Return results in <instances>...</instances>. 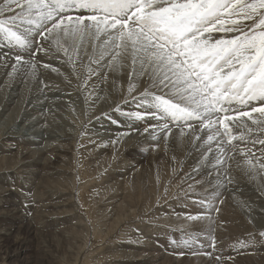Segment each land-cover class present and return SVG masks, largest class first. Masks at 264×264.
<instances>
[{
  "label": "rangeland",
  "instance_id": "obj_1",
  "mask_svg": "<svg viewBox=\"0 0 264 264\" xmlns=\"http://www.w3.org/2000/svg\"><path fill=\"white\" fill-rule=\"evenodd\" d=\"M243 23L251 24V21H243ZM236 34L214 33L213 35L231 37ZM3 44L4 41L0 39V47L3 50L0 69L7 67L9 63L11 65L16 56L15 50H10ZM43 46L46 49L49 46L50 52L41 50V53L38 51L39 55L23 52L22 64H17L15 60V65L20 66L18 69L20 72L16 71V73L20 75L23 70L32 65L36 72L46 71L49 79H51L50 76L53 77L51 80H54V83L47 82L53 87L57 85L56 81L60 82L63 79V76L59 79L60 75L69 73L67 81L72 85L63 81L60 83L63 88L61 89L59 87L61 85L58 84L57 89L60 88L59 90L64 93L66 91V94L75 101L72 100L69 104V116H64L63 110L58 113L63 118L57 123L59 125H57L56 133L69 138L70 145L65 148L68 151L62 153L64 159L54 162V165L58 167L57 171L54 170L55 180L46 181V175L40 171L37 174L32 172L22 174L18 169L19 171L15 172L17 174L10 173L6 181H2L4 174L0 172L2 186H0V211L11 210L15 205H19L23 198L33 194H37L38 196L35 195V197H40L45 204H48V207L33 209L22 223L8 225L10 236L0 241V264H264V235H261L264 233L263 216L262 221L252 222L246 214V206L242 205V201L240 206L236 202L237 208H233L222 199L211 204V200H216V197L209 195V190L203 187L201 176H199L200 171L185 167L183 164L188 153L183 151L176 159L167 153V150L162 154L141 153L134 149L137 147L135 145L138 139L129 138L126 133L125 139L123 133H116L120 134L118 138L121 137L122 141L121 138H117V135L115 136L114 132L107 130V124L109 126L113 124L105 121L116 123V119L123 121L124 118L131 119L129 121L136 119L141 121L143 118L148 120L151 117V115H141L142 117L138 118L135 115L136 112L140 114L149 112L144 104H137L142 97L133 96L136 93L132 85L137 84L114 81L119 82V84L113 82L114 86L111 78L106 79L110 76L104 71L105 69L100 68L104 71L102 72L97 70V66L94 67L97 60L94 56L96 51L94 47H92L91 56L88 54V59L85 58L84 61L81 49L78 52L69 49L66 55L62 49H57L55 44L44 43ZM50 57H53L52 61ZM3 58L4 61H1ZM42 61L48 67L42 65ZM49 64L57 69L53 70ZM90 65L99 75L95 71L91 74ZM21 67L23 68L20 69ZM17 74L11 79L7 74L5 77L1 76L4 79L1 83L7 89V93H9L8 86L11 87L12 84V87L14 86V78H17ZM69 75H72L74 79L71 78V80ZM92 75L102 78L100 77L99 81L97 79L98 83L95 84L96 77L93 78ZM68 77L66 75V78ZM101 79L105 80V85L107 80L111 81L107 82L112 86L111 89L109 88L111 91L108 90L110 84L106 85L107 90L104 84L100 85ZM31 83L35 86L33 81ZM130 85L133 89L131 94L129 93ZM138 85L136 88L142 86L141 83ZM98 86L101 87L96 89ZM54 88L56 89V86ZM29 89L32 90V86ZM104 90L110 92L109 98L107 97L109 93L105 94ZM115 93L119 98L112 96ZM28 94L31 95L30 92ZM106 101L109 104H112V101V105L115 106L111 105L112 109H108L110 106ZM102 102H105V105L107 103L108 108L103 105L107 111L103 110L104 107L100 109L102 105L99 104ZM124 114L128 115V118ZM130 114H134L133 117ZM252 115L258 117L259 114L252 113ZM134 117L135 119L132 120ZM240 119L245 120L247 125L240 126L241 133H248L249 137L254 139H264L263 136L255 135L258 132L264 134V128L252 125L247 117ZM249 127L253 131H249ZM2 130L5 129L0 130V143H4V140L2 141L4 136L1 137L4 133ZM104 132L106 133L103 135ZM147 132L150 134L152 130ZM105 135L111 137L107 136L108 139L104 137ZM119 140H121L120 143H118ZM151 145L152 142L146 141L142 148L145 149L146 146ZM240 146L232 150V155L241 159L240 164L249 165L248 161H251L252 167L250 165L248 167L253 170L249 172V168H246V171L240 172L239 176L244 180L247 179L246 181L249 180V183L252 182L251 186L256 187L255 189L264 197V167H261L264 164V145L254 142L252 146ZM241 152L244 154L241 155ZM24 167L26 164L20 168ZM254 167L259 168L258 172ZM40 168L43 170L42 166ZM254 172L257 177H254ZM250 173L253 174L250 175ZM7 188L14 189L17 193L14 195L1 193ZM46 215H50L48 219L45 218ZM238 216H240L239 220ZM50 218L53 220L51 223L40 226V223ZM55 227H58V231ZM146 231L150 233L147 234Z\"/></svg>",
  "mask_w": 264,
  "mask_h": 264
},
{
  "label": "snow or ice",
  "instance_id": "obj_2",
  "mask_svg": "<svg viewBox=\"0 0 264 264\" xmlns=\"http://www.w3.org/2000/svg\"><path fill=\"white\" fill-rule=\"evenodd\" d=\"M0 39L17 64L25 51H48L44 43L67 55L92 40L110 64L130 55V78L148 77L137 103L154 109L143 115L163 121L165 138L170 123L183 134L195 120L215 128L226 153L224 138L236 139L231 125L247 126L241 117L264 128V0H0Z\"/></svg>",
  "mask_w": 264,
  "mask_h": 264
},
{
  "label": "bare ground",
  "instance_id": "obj_3",
  "mask_svg": "<svg viewBox=\"0 0 264 264\" xmlns=\"http://www.w3.org/2000/svg\"><path fill=\"white\" fill-rule=\"evenodd\" d=\"M93 42L94 41H92V40H85L83 46L81 47L82 58H84V61H85V58L89 57L88 54H90L92 51ZM46 47H47V45H46ZM48 50H49V46H48ZM95 50L96 51L94 53L95 54L94 56L98 60L99 64H96L98 62H97V60L96 61L94 60L96 62L94 64V67L97 66L96 68L98 71L102 70L100 68H103V70L105 69L104 71H106L108 76H110V77H106V79L111 78L112 83L114 81H119V82L123 81L124 84L126 81H128V82H131L132 84H137V85L139 83H141L142 86L140 85L139 88H136L137 85H132L135 87L134 93H136L133 96L140 95V93H142L143 90L146 87H148L147 75H144V76L134 75L133 77L130 78L129 74L133 71V66H132V62H131L132 58L130 55L118 57L114 62H112L110 64L109 61L111 60V57L107 53H105L104 57L102 58L99 55V51L97 49H95ZM2 52H3V50H1V47H0V58L2 57ZM47 52H50V51H47ZM40 53H41V51H40ZM35 55H39L38 52ZM45 55H46V53H45ZM3 56H4V54H3ZM40 56H42V55H40ZM40 56H38V57L40 58ZM83 56H85V57H83ZM90 56H91V54H90ZM92 56H93V53H92ZM48 57L49 56H47V58ZM39 58H38V60H39ZM42 58L44 59L43 56H42ZM50 59L52 61L53 57L52 58L50 57ZM15 60H12L11 65L7 60L9 65L7 64V67L0 69V72H1V75H0V130L5 129V130H2V133H3V131H4V133L1 136V137L4 136V138H2V141L4 140V143H0V172L2 174H4V176L1 175L3 177L2 181H6V178H8L9 174L15 173L16 170H18V169H20V173H22V174H27L30 172L37 174L40 171V172H42V174L46 175V177H47L45 179L46 181H49L52 179L55 180L56 178L54 177L55 176L54 170H56L58 167H56L54 165L55 164L54 162L56 160H63L64 159V155H62V153L68 151V149L66 150L65 148H67L70 145V143H68L69 138L64 137L62 134L59 135L58 133H56V130L58 129L57 125H59L57 123L59 120L61 121L63 118L58 113L60 112V110H63L64 116H67V115L69 116V114H68L69 104L71 103L72 100L75 101V99H73L72 97H69L66 94V91H65V93H64V91H60L63 88L62 84H60L61 82L66 81V82H68V84L72 85L71 82L67 81L69 79V77H68L69 73L64 74L65 76L60 75L59 79H61V77L63 76L64 80L61 79L62 81L60 80V82L56 81L57 85L53 84L54 87L56 86V89H55L52 86V84H51L52 87L49 86L51 81L52 82L54 81V80H51L53 77L50 76L51 79H49V77H47L48 74L45 73L46 71H41V70H39V68H38L39 71L36 72V70L32 67V65L28 66V68H26V70H23L20 75L17 74L16 71L20 72L18 70L20 66L15 65ZM1 61H4V58ZM43 61H42V63H43L42 65L45 66L46 63H44ZM89 63H90V61H89ZM54 65L56 66V64H54ZM2 66H3V64H2ZM13 66H15V71L13 70ZM39 67H42V66H39ZM51 67L53 68V66H51ZM90 67H91V65H90ZM136 67H139V65H137ZM22 68L23 67H21L20 69H22ZM55 68H53V70ZM60 68H62V67H60ZM64 68L65 67H63L62 69H64ZM96 68H93V69H96ZM43 70H45V69H43ZM59 70L62 71L61 69H59ZM91 70H92V67H91ZM103 70H102V72H104ZM60 71H59V73H60ZM94 71H95V73L98 74V72H96V70H94ZM94 71L93 70L90 71L91 74ZM51 72H54V71H51ZM67 72H68V69H67ZM6 74H7V76H10V79L12 78V76H16V74L18 75L16 79L13 77L15 80V84L13 87H12L13 84L11 85V82H10V85L12 88L8 86L9 93H7V89L5 87H3V84H2L4 79L1 76L3 75L5 77ZM102 74H104V73H102ZM50 75H51V73H50ZM66 75L68 78H66ZM53 76H55V75H53ZM73 76H74V74H73ZM97 76L92 75L93 78L96 77L95 78L96 81H97V79L99 81V78L101 76L99 78H97ZM65 78H66V80H65ZM71 78L74 79V77H72V75L70 76V79ZM54 79H56V78L54 77ZM57 79H58V76H57ZM31 81L34 82L35 86L32 85L33 83H31ZM98 81L95 82V84L98 83ZM100 81H102V79ZM104 81L100 82L101 84L100 83L99 84L100 85L104 84ZM6 82H8V81H6ZM47 82H49V84ZM107 82H111V81L107 80ZM107 82H106V85H109L110 83L107 84ZM119 82H116V83L119 84ZM58 84L61 85V86H59V87H61V89L58 87L60 90L57 89ZM115 84H114V86H115ZM73 85H75V84H73ZM106 85L104 84V86L107 90ZM31 86H32V90L29 89V88H31ZM100 87L101 86H98V88L96 87V89H99ZM111 87L112 86L110 84V87L108 86V90H109V88L111 89ZM114 88L115 87H113V89ZM119 88H120V86H119ZM103 89H104V87H103ZM121 89H122V87H121ZM68 90H70V89L68 88ZM106 90H104V92H105V94L109 93V94H107V97L109 98L110 96H108V95H111L109 92L111 90H109L108 92H106ZM123 91L126 92L125 90H123ZM123 91H121V93ZM29 92L31 93V95L28 94ZM97 92H99V91H97ZM69 93H71V92H69ZM72 93H74V92H72ZM115 94L112 96L118 97L117 94L116 95ZM74 96H75V94H74ZM123 96H124V93H123ZM103 97H104V95H103ZM100 98H102V97H100ZM68 99H70V100H68ZM77 99L78 98H76V100ZM136 99H137V97H136ZM100 100L102 101V99H100ZM107 100H109V99H107ZM113 101H115V100H113ZM106 102L108 103V101H106ZM119 102H121V101H119ZM104 103L105 102H102L101 104H99V105H102L101 107L98 105L100 107V109L102 107H104L103 106V105H105ZM107 103H106V105H107ZM111 103L113 104L112 101H111ZM112 104L108 105V106H110V108H108L106 105L105 106L111 110L112 106H113ZM114 104H115V102H114ZM74 105H75V103H74ZM144 105H145L147 110L154 111V109L149 108L148 104L145 103ZM139 107H141V106H139ZM133 108H135V107H133ZM97 110H99V109H97ZM103 110L105 111L106 108L104 107ZM99 111H98V115H100ZM137 111H138V109H137ZM142 111H143V108H142ZM129 113H131V111H129ZM143 113H142V115H143ZM124 115L126 116V114H124ZM130 115H132V114H130ZM130 115H129V117H131ZM133 115H132V117H133ZM126 117L128 118V115ZM135 117L132 118V120L135 119ZM112 118H114V117H112ZM112 118L110 120H112ZM116 118H118V117L116 116ZM108 120H109V118H108ZM124 120H125V118H124ZM124 120L118 121L116 119V123L112 122V121H105V122H110L111 124H113L111 126H109V124H107L108 125L107 130H110V132H114L115 136L117 135L116 133H123L124 137H125V133H126L129 138L131 137L133 139H138L137 145H135L136 143L134 144L137 147H134V149H135V151H140L141 153L151 154V153L155 152L156 154H162L167 150L168 151L167 153L171 154L172 157L174 156L175 159L177 157L181 156V152H183V151H184V153L186 152V154L188 153L187 156L185 157L186 159L184 158L185 161L183 164L185 167L186 166L192 167L193 169H195V170L198 169L200 171L199 176H201L202 184L204 185L203 187H206L209 190V193H210V194L208 193L209 195H213L214 197H216V200H211L212 201L211 204H213L214 202H216L219 199H222L224 202H228L229 203L228 205H231L233 208H237L236 202H238L239 206H240V201H242V203H243L242 205L244 206V204H245V206H246V214H247L248 218L251 219L252 222H255V223L258 222L259 220L262 221L261 218L264 217V197H263V195L261 196V194H259V192L255 189L256 187L254 188L253 186H251L252 182H250L251 183L250 184L248 182L249 180L246 181L247 179L244 180L243 178H241L239 176L240 172L243 173L246 171V168L247 169L249 168L248 166L250 165V163L248 162L249 165H246L244 163L240 164L241 159H239V157L237 158V156L235 157L231 153L235 147H238L240 145L252 146L254 144V142L257 141L258 139H254L252 137H249L248 133H241L240 126L236 127L235 125H231V131L236 136V139H234L232 141V145H229V144H227L228 137L224 138L225 139L224 148L227 149V152L224 153L221 151V149L218 147V145L216 143V141L220 137L216 133L215 128H212L211 130L209 128H204L199 124L198 121H195V120L190 122L193 125L191 128H188L186 126L184 127L183 134H181V128L180 127H177L175 124L170 123L169 127L171 129V132L169 135H167L166 138L164 136V132L161 131V129L159 127V125H161L163 123V121L159 120L156 116L151 115V117L148 120L143 118L141 121H138L137 119L135 121L134 120L129 121V120H131L129 118H128V120H125V121ZM63 125H64V123H63ZM103 125L105 126V123ZM105 129H106V127H105ZM148 130L149 131L152 130V132H149L150 134H147ZM96 131H98V130H96ZM223 131H224V129L221 126L220 132L223 133ZM105 133L106 132H104L103 135ZM119 135H117V138ZM209 135H212L214 137V139L209 141L208 140ZM255 135H260V136L264 137V134H262L260 132L255 133ZM107 136H109V135H105L104 137L106 138ZM109 137H111V136H109ZM120 138H118V139H120ZM126 138L127 137H125V139ZM110 139H112V138H110ZM122 141H123V139H122ZM131 141L127 140V142H131ZM146 141H149V143L152 142V145L146 146V148L143 149L142 146L144 145V143H146ZM120 142H121V140H119L118 143H120ZM116 143H117V141H116ZM159 144H160V146H158ZM123 145L125 146V144H123ZM133 146H130V147H133ZM121 147H123V146H121ZM128 147H129V145H128ZM123 149L125 150L124 147H123ZM123 149H121V150H123ZM234 153H235V151H234ZM235 155H236V153H235ZM135 156H137V155L135 154ZM25 157H27V158H25ZM218 160L223 161V163H218ZM24 164H26V167L20 168L21 166L23 167ZM48 164L52 165V166H49ZM41 166L43 167V170L40 168ZM257 169L259 170L258 167L255 168L256 171H257ZM249 170H250V168H249ZM251 170H253V169H251ZM251 170L249 172H252ZM15 174H17V173H15ZM252 174L253 173H250V175H252ZM254 175H255V172H254ZM256 175L254 177H257ZM259 176L260 175H258V177ZM244 178H246V177H244ZM36 179H37V182H39L38 178H36ZM42 182H43V180H42ZM261 186H260V188H261ZM9 188L5 189L1 193L13 194V195L17 193L16 191H14L13 188H12L13 190H11ZM56 192H58V191H56ZM35 195H37V194H35ZM35 195L33 194L31 196L23 198L22 202L19 205H15V207H12L11 210H9V211H0V219H1V221H0V241L2 239H4L6 236H10L8 225L12 226L14 224L22 223L25 218H28V215L30 214L31 211H33V209L38 210L40 208L48 207V204H45L44 201L40 197L37 198V197H35ZM51 205H52V203H51ZM55 205H58V204L56 203ZM55 205H53V206H55ZM242 205H241V208H242ZM231 206H230V208H231ZM49 207H51V206H49ZM0 208H1V206H0ZM67 212L69 213V210ZM71 213H70V215H71ZM234 213H235V211H234ZM34 214H36V213H34ZM40 216H42V215L40 214ZM47 216L48 215H46V217L45 216L44 217L48 219L50 215L48 217ZM54 217H56V216L54 215ZM68 217L69 216H67V218ZM239 217L240 216H238V220H239ZM263 220H264V218H263ZM52 221L53 220H51V218H50V220L40 223V226L47 225V224L51 223ZM2 223H4V224L2 225ZM27 226H29V225H27ZM55 228L58 231V227H55ZM238 229L240 231V228H238ZM232 232H233V230H232ZM146 233H147V231H146ZM149 233H147V234H149ZM245 233H247V232H245ZM217 237H219V236H217ZM233 240H234V237H233ZM132 245H134V244H132ZM134 261L139 262L141 260H134Z\"/></svg>",
  "mask_w": 264,
  "mask_h": 264
}]
</instances>
